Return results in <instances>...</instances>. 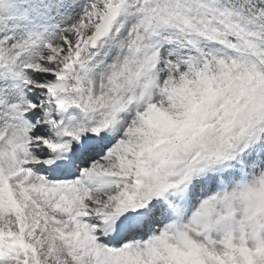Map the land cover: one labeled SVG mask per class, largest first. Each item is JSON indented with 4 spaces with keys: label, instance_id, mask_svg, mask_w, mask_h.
Here are the masks:
<instances>
[{
    "label": "snow or ice",
    "instance_id": "obj_1",
    "mask_svg": "<svg viewBox=\"0 0 264 264\" xmlns=\"http://www.w3.org/2000/svg\"><path fill=\"white\" fill-rule=\"evenodd\" d=\"M0 264H264V0H0Z\"/></svg>",
    "mask_w": 264,
    "mask_h": 264
}]
</instances>
